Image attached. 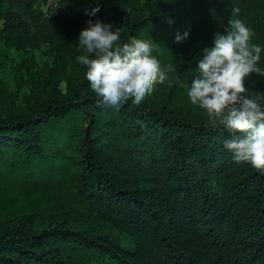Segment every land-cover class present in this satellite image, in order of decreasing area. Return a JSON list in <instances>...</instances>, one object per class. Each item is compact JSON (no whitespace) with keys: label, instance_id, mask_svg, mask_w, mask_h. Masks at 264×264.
<instances>
[{"label":"trees","instance_id":"1","mask_svg":"<svg viewBox=\"0 0 264 264\" xmlns=\"http://www.w3.org/2000/svg\"><path fill=\"white\" fill-rule=\"evenodd\" d=\"M44 1L0 0L1 33L40 47L55 44L61 28L77 37L89 19L123 22L121 0H102L91 18L84 9L95 0H73L53 20L38 10ZM175 1L174 11L169 0H144L143 19L120 26V43L153 27L148 40L163 56L175 54L178 33L200 36L170 65L171 90L183 87L213 40L190 0ZM238 2L239 18L255 33L251 43L262 48L263 72L264 0ZM80 54L76 48L74 58ZM78 66L73 78L57 67L44 92L0 119V264H264V173L233 161L223 148L227 133L168 107L116 111L94 92L80 97L88 83ZM92 217L140 240L141 253L74 223Z\"/></svg>","mask_w":264,"mask_h":264},{"label":"clouds","instance_id":"2","mask_svg":"<svg viewBox=\"0 0 264 264\" xmlns=\"http://www.w3.org/2000/svg\"><path fill=\"white\" fill-rule=\"evenodd\" d=\"M99 11L95 0L84 15L95 17ZM239 17L240 9L233 7L223 33L216 32L212 46L196 58L191 83L182 86L208 125L227 133L223 148L233 161L264 173V106L245 88L246 78L260 72L262 48L251 43L255 33ZM121 34L120 27L89 19L75 44L81 52L76 62L85 68L91 91L101 105L116 111L129 105L141 108L155 85L163 84L173 71L154 58L157 48L135 38L120 43ZM188 37V31L178 33L174 42L180 44Z\"/></svg>","mask_w":264,"mask_h":264},{"label":"rangeland","instance_id":"3","mask_svg":"<svg viewBox=\"0 0 264 264\" xmlns=\"http://www.w3.org/2000/svg\"><path fill=\"white\" fill-rule=\"evenodd\" d=\"M72 1H66L68 7L72 5ZM121 1L124 3L123 22L119 23L120 20L116 16H112L108 22L109 24L114 27L122 26L127 28L137 23L139 19H143L144 9L142 5L144 0ZM99 2L101 3L102 0H99ZM151 2L154 3L155 0H151ZM169 2L171 9L177 10L178 3L175 0H169ZM190 2L192 10L196 14L205 16L204 21H206V24L203 27V34L208 38H214L216 32L223 33L224 28L227 26V21L231 17V9L240 7L238 0H190ZM218 15L221 16L219 22L216 21ZM197 21L198 18L195 22ZM81 30L77 32V37ZM152 34H154V29L148 26L147 31H139L135 39L155 48L154 44H150L148 40V37ZM194 34L189 33L186 41L177 44L178 49L174 55L163 56L160 50H157L154 53V58H161L162 67L175 63L178 56L183 55L188 49H193L199 43L200 36H194ZM77 37H66L61 28L58 33V41L55 44L34 47L24 40H9L1 33L0 27V119L14 115L18 110L24 108L30 95L35 96V94L39 95L44 92L49 77L54 75L53 72L58 69L57 67L62 65L65 69L64 73L67 75L69 73L72 78L76 77L79 68L74 58ZM153 40H155V37H153ZM195 67L196 61L188 72L187 77H184V83H191L192 70ZM172 83L173 81L168 79L163 84L155 85L154 91L143 104L145 110L157 111L168 107L174 109L186 121L208 124L207 117L204 116L202 110L190 103L187 96V88L179 86L171 90L170 85ZM245 88L254 97H259L262 106H264V71L251 74L246 78ZM59 91L61 93L65 92L64 83L60 84ZM87 92H92L88 85L81 90L79 93L80 97ZM29 103L30 99L27 104ZM112 133H115V130ZM74 223L80 230L93 232L102 237V239L134 255L141 253L144 247L140 240L127 236L115 226L104 221L101 222L97 218L76 219ZM120 258L132 263L130 259L123 255H120Z\"/></svg>","mask_w":264,"mask_h":264},{"label":"built area","instance_id":"4","mask_svg":"<svg viewBox=\"0 0 264 264\" xmlns=\"http://www.w3.org/2000/svg\"><path fill=\"white\" fill-rule=\"evenodd\" d=\"M66 1L67 0H45L39 5L38 10L43 19L53 20L66 13Z\"/></svg>","mask_w":264,"mask_h":264}]
</instances>
